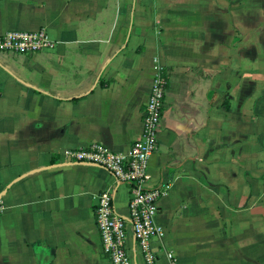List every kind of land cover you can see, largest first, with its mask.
I'll return each instance as SVG.
<instances>
[{
  "label": "crops",
  "instance_id": "obj_1",
  "mask_svg": "<svg viewBox=\"0 0 264 264\" xmlns=\"http://www.w3.org/2000/svg\"><path fill=\"white\" fill-rule=\"evenodd\" d=\"M41 28L53 46L0 51V264H113L97 196L128 216L131 187L62 154L128 152L157 65L165 248L179 264H264V0H0V35Z\"/></svg>",
  "mask_w": 264,
  "mask_h": 264
},
{
  "label": "built area",
  "instance_id": "obj_2",
  "mask_svg": "<svg viewBox=\"0 0 264 264\" xmlns=\"http://www.w3.org/2000/svg\"><path fill=\"white\" fill-rule=\"evenodd\" d=\"M53 46L45 28L37 30H9L0 35V51L36 53ZM152 90L143 110V132L128 152L115 151L102 143L87 148L67 149L65 159L95 163L107 168L117 181L131 187L128 216L117 212L112 191L98 194L95 207L97 226L103 253L113 264H134L127 239L132 232L146 264H179L175 253L165 248L166 231L157 222L159 202L168 193L169 184L150 186L149 161L158 147V129L165 109L169 78L157 65ZM3 206L0 205V215Z\"/></svg>",
  "mask_w": 264,
  "mask_h": 264
}]
</instances>
